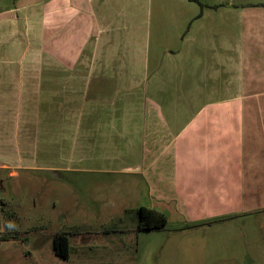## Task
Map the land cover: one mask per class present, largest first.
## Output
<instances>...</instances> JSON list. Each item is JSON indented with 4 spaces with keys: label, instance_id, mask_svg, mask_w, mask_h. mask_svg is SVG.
I'll return each mask as SVG.
<instances>
[{
    "label": "crops",
    "instance_id": "0c3cea01",
    "mask_svg": "<svg viewBox=\"0 0 264 264\" xmlns=\"http://www.w3.org/2000/svg\"><path fill=\"white\" fill-rule=\"evenodd\" d=\"M84 1L50 0L46 13L36 8L45 0H24L0 12V168L31 169L25 156L33 157L38 147L39 93L46 90L50 108L62 93L63 115L77 113L73 121L65 119V130L78 132L87 155L98 145L119 151L121 121L134 113L119 109L120 93L130 101L138 88L141 93H179L182 106L169 107L171 116H164L162 124L175 155L162 162L160 173L165 182V163L175 164V187L169 192L177 210L181 206L193 220L211 221L263 209L264 0L208 4L178 17L164 32L167 36L157 38L166 42L156 59L158 53L133 56L127 46L137 42L135 37L100 29L98 13L84 8ZM87 93H95L90 101ZM160 111L144 110L149 134L158 129Z\"/></svg>",
    "mask_w": 264,
    "mask_h": 264
},
{
    "label": "rangeland",
    "instance_id": "374dc122",
    "mask_svg": "<svg viewBox=\"0 0 264 264\" xmlns=\"http://www.w3.org/2000/svg\"><path fill=\"white\" fill-rule=\"evenodd\" d=\"M22 1L0 0V12L14 9ZM49 1L36 8L47 13ZM262 1L85 0L82 5L98 13L100 29L135 37L137 42L127 46L133 56L141 59L147 52L158 53L153 55L156 59L163 49L161 43L166 42L157 38L167 36L164 32L176 25L178 17L210 5ZM96 81L91 83V91ZM138 89L129 96L134 101L125 93L117 97L119 109L134 110L127 115L129 120L121 121L124 127L116 139L119 151L98 145L89 147L88 155L80 148L78 132L65 130V119L73 121L77 113L63 115L62 93L56 94L53 108L49 107L48 91L39 93L40 138L34 156H25L24 162L31 169L13 172L0 168V264H264V208L226 213L212 217V222L193 220L181 206L177 210L176 197L169 192L175 187V164L165 163L163 173L169 178L161 181L162 162L175 155L162 124L164 116H171L168 108L182 106L184 101L175 96L179 93H141ZM87 94L90 101L95 93ZM146 108L161 109L155 125L158 129L152 134L144 126ZM87 117L85 114L86 125ZM76 141L78 145L72 146ZM53 166L63 170L49 169ZM142 205L163 212L166 226L139 230L137 209ZM58 233L70 238L68 259L57 256L53 249L52 239Z\"/></svg>",
    "mask_w": 264,
    "mask_h": 264
},
{
    "label": "trees",
    "instance_id": "16d2710c",
    "mask_svg": "<svg viewBox=\"0 0 264 264\" xmlns=\"http://www.w3.org/2000/svg\"><path fill=\"white\" fill-rule=\"evenodd\" d=\"M139 230L161 229L166 226L167 216L154 208L140 206L137 209ZM212 222V221H211ZM52 246L55 254L61 258L68 259L70 256V238L64 233H58L53 236Z\"/></svg>",
    "mask_w": 264,
    "mask_h": 264
}]
</instances>
